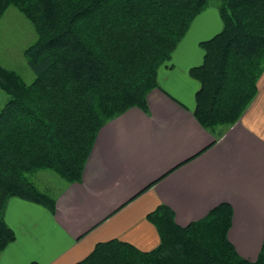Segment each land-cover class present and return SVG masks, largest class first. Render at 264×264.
<instances>
[{
    "label": "trees",
    "instance_id": "trees-1",
    "mask_svg": "<svg viewBox=\"0 0 264 264\" xmlns=\"http://www.w3.org/2000/svg\"><path fill=\"white\" fill-rule=\"evenodd\" d=\"M222 30L201 42L193 116L215 136L230 128L257 94L264 72V0H219ZM207 0H0V18L15 7L32 24L36 41L24 51L34 74L26 84L0 66V254L15 234L3 216L19 198L53 210L52 196L29 176L50 171L80 182L97 133L130 108L145 109L158 88V71ZM232 209L221 204L202 220L180 227L160 205L148 215L159 245L140 251L116 239L95 245L75 264H264V242L255 262L228 241ZM35 264V263H32Z\"/></svg>",
    "mask_w": 264,
    "mask_h": 264
},
{
    "label": "crops",
    "instance_id": "crops-1",
    "mask_svg": "<svg viewBox=\"0 0 264 264\" xmlns=\"http://www.w3.org/2000/svg\"><path fill=\"white\" fill-rule=\"evenodd\" d=\"M219 29L215 13L194 19L144 110L130 108L97 133L80 182L62 183L54 209L8 200L3 219L15 234L0 264H75L109 240L150 251L160 243L148 215L169 208L180 227L221 204L232 209L228 241L255 262L264 242V72L240 119L215 136L195 120L199 83L189 71Z\"/></svg>",
    "mask_w": 264,
    "mask_h": 264
},
{
    "label": "rangeland",
    "instance_id": "rangeland-1",
    "mask_svg": "<svg viewBox=\"0 0 264 264\" xmlns=\"http://www.w3.org/2000/svg\"><path fill=\"white\" fill-rule=\"evenodd\" d=\"M207 13H215V18L222 30V22L218 14L219 0H207ZM36 41V34L32 24L15 7H9L0 18V66L14 71L26 84H31L34 74L29 68L24 57V51ZM8 98L0 91V110L3 108ZM32 181L39 191L54 196L59 189V185L65 183L57 175L50 171H39L30 175Z\"/></svg>",
    "mask_w": 264,
    "mask_h": 264
}]
</instances>
